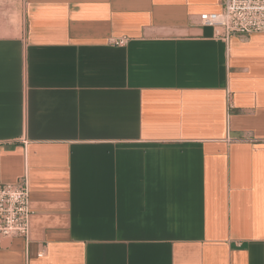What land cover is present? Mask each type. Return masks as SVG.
<instances>
[{
  "label": "crops",
  "instance_id": "0c3cea01",
  "mask_svg": "<svg viewBox=\"0 0 264 264\" xmlns=\"http://www.w3.org/2000/svg\"><path fill=\"white\" fill-rule=\"evenodd\" d=\"M221 0H0V264H264V32ZM126 37L125 44L111 43Z\"/></svg>",
  "mask_w": 264,
  "mask_h": 264
},
{
  "label": "built area",
  "instance_id": "2783aa9c",
  "mask_svg": "<svg viewBox=\"0 0 264 264\" xmlns=\"http://www.w3.org/2000/svg\"><path fill=\"white\" fill-rule=\"evenodd\" d=\"M219 12L199 14L200 22L213 28L214 35L264 32V0H221ZM127 38H112L114 44H125ZM31 215L27 176L15 183L0 182V237H27Z\"/></svg>",
  "mask_w": 264,
  "mask_h": 264
}]
</instances>
